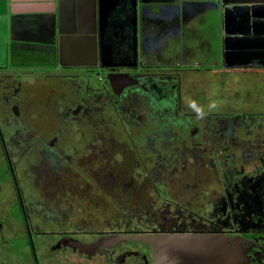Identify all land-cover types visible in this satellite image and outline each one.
<instances>
[{"label": "flooded vegetation", "instance_id": "1", "mask_svg": "<svg viewBox=\"0 0 264 264\" xmlns=\"http://www.w3.org/2000/svg\"><path fill=\"white\" fill-rule=\"evenodd\" d=\"M243 74L214 71L211 97L164 70L1 68L0 264H155L142 241L73 245L113 234H164V264H216L217 237L264 264V111Z\"/></svg>", "mask_w": 264, "mask_h": 264}, {"label": "crops", "instance_id": "2", "mask_svg": "<svg viewBox=\"0 0 264 264\" xmlns=\"http://www.w3.org/2000/svg\"><path fill=\"white\" fill-rule=\"evenodd\" d=\"M175 2L183 21L199 24L176 28L193 37L195 59L183 70L185 80L190 71L196 79L222 69L244 72L264 111V0H0V69H108L117 61L135 68L122 57L142 38L143 28L138 34L132 24L160 18L164 26Z\"/></svg>", "mask_w": 264, "mask_h": 264}, {"label": "rangeland", "instance_id": "3", "mask_svg": "<svg viewBox=\"0 0 264 264\" xmlns=\"http://www.w3.org/2000/svg\"><path fill=\"white\" fill-rule=\"evenodd\" d=\"M172 6H170L169 12H172V15L168 17H164V26L161 24V22L158 20V22L153 21L142 24H132L131 28L138 29L141 27L143 28L141 30L142 38H136L137 43V49L131 56H122V57H130L133 63V66H136L138 68H143L144 70H159L164 72H177L178 74L183 73V70H187L188 66L193 63L195 57V52L193 49L192 41L193 37L189 33H183L179 34L176 31V28L179 25H182L185 27L190 26V29L196 25V21L189 20L188 23L186 21H183L187 16H178V11L180 8L178 7V3H171ZM159 9H163L160 8ZM167 7H165L164 4V10ZM207 12H205V15ZM198 22V21H197ZM145 27V28H144ZM202 27V26H200ZM135 29V30H136ZM187 30V29H186ZM141 42V43H140ZM136 46V43H135ZM199 58L200 56H196ZM212 57V56H211ZM212 59V58H211ZM213 60V59H212ZM121 61H117L115 63H110V65H106L108 67L119 69V70H127L130 69L129 66H124L123 64H120ZM190 63V64H189ZM202 63V62H200ZM210 75V78L208 76ZM213 73L209 74V72L204 73V77H201L200 79H196L193 76L192 71L188 73L187 79L184 81V77L182 82V85L184 86V92L183 94L188 96L189 93H192V91L195 89L197 90L196 93L200 92L199 90L202 88V86H206L207 94L214 96L218 94L217 87H214L213 85ZM254 84V82H253ZM198 86V87H195ZM192 87L194 88L191 92H188V88ZM208 95V96H209ZM74 264H80L76 259ZM86 264V263H83ZM87 264H101V263H87Z\"/></svg>", "mask_w": 264, "mask_h": 264}, {"label": "water", "instance_id": "4", "mask_svg": "<svg viewBox=\"0 0 264 264\" xmlns=\"http://www.w3.org/2000/svg\"><path fill=\"white\" fill-rule=\"evenodd\" d=\"M107 77L109 81L113 83L114 78H131L128 72L119 71H108ZM126 83L121 84L120 88L125 87ZM128 239L132 241H142L148 244L152 250L153 261L155 264H164V234H137V235H121L113 234L99 238L89 244H82L74 241V247H77L80 252L91 255L97 251L101 252L105 247H110L122 241ZM215 240V241H214ZM215 244V245H214ZM216 247V264H235V254L232 252L233 258L225 260L226 256H230L229 253L225 252V239L217 237L213 239V246Z\"/></svg>", "mask_w": 264, "mask_h": 264}]
</instances>
